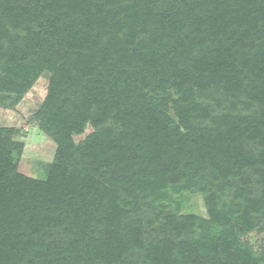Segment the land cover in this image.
Returning a JSON list of instances; mask_svg holds the SVG:
<instances>
[{
    "label": "trees",
    "instance_id": "trees-1",
    "mask_svg": "<svg viewBox=\"0 0 264 264\" xmlns=\"http://www.w3.org/2000/svg\"><path fill=\"white\" fill-rule=\"evenodd\" d=\"M44 75V176L0 126V264H264V0H0V106Z\"/></svg>",
    "mask_w": 264,
    "mask_h": 264
},
{
    "label": "rangeland",
    "instance_id": "rangeland-1",
    "mask_svg": "<svg viewBox=\"0 0 264 264\" xmlns=\"http://www.w3.org/2000/svg\"><path fill=\"white\" fill-rule=\"evenodd\" d=\"M47 83L48 77L44 75L14 107L0 106V126L16 128L17 139L25 144L19 163L20 170L37 178L44 176V168L52 162L56 149L54 141L34 121L35 113L39 110L47 94ZM92 131L93 128L88 126L83 134L75 136V140L84 139ZM182 212L206 216L202 194H189L183 204Z\"/></svg>",
    "mask_w": 264,
    "mask_h": 264
}]
</instances>
